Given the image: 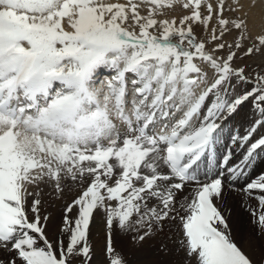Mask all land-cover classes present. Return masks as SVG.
<instances>
[{
	"label": "snow or ice",
	"instance_id": "obj_1",
	"mask_svg": "<svg viewBox=\"0 0 264 264\" xmlns=\"http://www.w3.org/2000/svg\"><path fill=\"white\" fill-rule=\"evenodd\" d=\"M254 56L264 0H0V264H91L97 217L108 264H127L113 230L135 244L167 230L183 264H254L220 206L247 181L264 238V174L247 180L264 158V63L238 65ZM250 100L255 118L229 128ZM67 192L65 244L40 212Z\"/></svg>",
	"mask_w": 264,
	"mask_h": 264
},
{
	"label": "bare ground",
	"instance_id": "obj_2",
	"mask_svg": "<svg viewBox=\"0 0 264 264\" xmlns=\"http://www.w3.org/2000/svg\"><path fill=\"white\" fill-rule=\"evenodd\" d=\"M213 5L215 2L209 0ZM227 4L232 0H226ZM215 5H213L214 7ZM257 11L256 31L253 35L261 30V20L259 10ZM245 103L241 106L236 114L229 118L228 124L236 117L239 119L235 125L239 126L243 132L250 121L255 118V111ZM264 131V130H262ZM224 151L223 145L218 147V155ZM243 155V150L233 149V158L231 163L238 162ZM264 174V158L257 160L254 167L250 169V175L247 180ZM247 181H241L236 188L226 186L221 207L228 218L231 235L237 245L253 260L254 264H261L264 261V238L258 235V230L253 222L251 209H259L258 201L254 197H246L243 192L238 191ZM50 192L49 189H45ZM75 193L67 192L63 198H57L54 195H45L44 203L41 206V216H47L46 231L49 237L55 239L62 235L67 243L68 235L60 233V227L63 224L65 205L69 203ZM254 195H259L255 193ZM71 216V214H69ZM108 230L104 225L103 218L97 217L90 226L89 245L92 249L91 264H107L105 248L107 243ZM113 247L116 252L121 253L130 260L131 264H183L184 255L176 251L175 239H169L167 230L154 238L148 239L141 244H135L131 240V234H122L119 230H113L111 233ZM164 245H167L165 250ZM152 246V247H151ZM151 247V248H150ZM12 253L0 251V259H7ZM129 257V258H128Z\"/></svg>",
	"mask_w": 264,
	"mask_h": 264
},
{
	"label": "rangeland",
	"instance_id": "obj_3",
	"mask_svg": "<svg viewBox=\"0 0 264 264\" xmlns=\"http://www.w3.org/2000/svg\"><path fill=\"white\" fill-rule=\"evenodd\" d=\"M211 1L215 2L213 5H215L214 7H216L217 0H211ZM209 3H211V2L209 1ZM225 3H226V0H225ZM226 5H227V3H226ZM168 14H169L170 17L180 18L184 13L178 7L176 11H169ZM205 14H206V9H205ZM224 14H225V16L231 15V13L228 12V11H225ZM193 32H194L195 36L198 39H203V40H208L209 39V33L205 31V29H204V27L202 25H193ZM262 63H264V57L254 56V57H250V58H248L246 60L239 61L238 65L239 64L248 65L249 66V70L251 71V67L252 66L260 65ZM208 71H209V74H211L210 70H208ZM248 87H251V85H249ZM236 91L237 92H239V91L241 92V91H243V89L239 87V89H236ZM246 104H247V106H251L252 107V104H251L250 101L246 102ZM251 109H253V107ZM253 111H254V109H253ZM124 258H125L127 264H131L129 259H127L126 257H124ZM107 264H108V262H107ZM261 264H264V261Z\"/></svg>",
	"mask_w": 264,
	"mask_h": 264
}]
</instances>
